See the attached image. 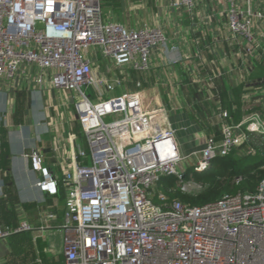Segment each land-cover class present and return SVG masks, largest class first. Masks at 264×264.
Listing matches in <instances>:
<instances>
[{
    "label": "built area",
    "instance_id": "obj_1",
    "mask_svg": "<svg viewBox=\"0 0 264 264\" xmlns=\"http://www.w3.org/2000/svg\"><path fill=\"white\" fill-rule=\"evenodd\" d=\"M194 1L176 4L191 8ZM224 2L230 36L257 46L251 26L264 19V0ZM166 42L159 29L104 20L102 0H0V80H13L22 66L36 67L52 88L77 98L73 108L86 147L78 148L70 170L58 179L42 167L39 153L26 156L40 175L38 190L55 196L62 188L63 264H264V181L203 206L156 191L170 177L185 193L201 191L186 177L190 167L209 170L246 140L245 132L264 133V118L225 126L220 140L208 138L200 152L182 157L173 131L158 125L161 110L144 111L136 95L107 97L111 87L94 76L96 54L116 70L141 72ZM83 88L93 90L96 102ZM53 221L49 213V229ZM28 231L27 222L0 226V241Z\"/></svg>",
    "mask_w": 264,
    "mask_h": 264
},
{
    "label": "crops",
    "instance_id": "obj_2",
    "mask_svg": "<svg viewBox=\"0 0 264 264\" xmlns=\"http://www.w3.org/2000/svg\"><path fill=\"white\" fill-rule=\"evenodd\" d=\"M176 2L102 0L104 20L131 30L159 29L167 42L153 50L149 69L141 72L116 70L96 54L94 76L111 87L107 97L136 95L144 111L161 110L158 125L169 127L178 153L190 157L208 138L220 140L225 126L237 128L257 114L264 118V76L250 78L257 66L264 69V19L252 20L259 41L249 48L230 36L224 0H195L191 8ZM89 91L87 96L96 102ZM76 99L52 88L47 74L36 67L22 66L13 80H0V226L17 228L27 222L33 231L17 234L31 235L33 245L36 239L43 245L34 246L31 259L22 264H63L57 231L64 214L63 191L58 197L60 185L55 196L38 190L40 175L26 156L39 153L42 167L58 179L70 170L78 148L86 147L74 113ZM49 213L55 215L50 229ZM17 234L1 240L0 246ZM8 254L3 259L0 250V264L19 258L11 246Z\"/></svg>",
    "mask_w": 264,
    "mask_h": 264
},
{
    "label": "trees",
    "instance_id": "obj_3",
    "mask_svg": "<svg viewBox=\"0 0 264 264\" xmlns=\"http://www.w3.org/2000/svg\"><path fill=\"white\" fill-rule=\"evenodd\" d=\"M262 76H264V69L260 66H257L251 73L250 78L253 80L256 77ZM241 89V87L237 88L235 90V94H240ZM236 105L239 108V99L236 100ZM245 135L248 144L251 140H253L255 144L258 143L259 141L254 140L255 137H260L264 140V133L259 134L245 132ZM262 143V148L256 151L255 154L257 157H254V161L252 163L249 162L250 159L248 161L245 160V156L238 155V158L234 157V154L236 153L233 151L226 157L216 158L213 161L211 168L207 171H194L191 173L188 170L186 175L187 179L191 178L194 182L200 183L203 186L202 192L197 197H192L191 195H182L178 192H169L168 189L176 183V178L174 177L162 179L157 185V190H163L169 196V199L175 198L184 204H190L194 206H203L205 204L215 202L223 196L231 195L237 191L252 192L256 189L257 185L261 181H264V155L262 156L261 154V151H264V142ZM235 178H241V180L234 183L233 180ZM58 193V197H61V188ZM24 235L27 234H17V236H12V239L18 238L20 236L24 237ZM29 236L27 235V237ZM25 247L26 246H23V244L22 246H18L16 243H13L11 246L15 255L19 258H22V256L26 253Z\"/></svg>",
    "mask_w": 264,
    "mask_h": 264
},
{
    "label": "rangeland",
    "instance_id": "obj_4",
    "mask_svg": "<svg viewBox=\"0 0 264 264\" xmlns=\"http://www.w3.org/2000/svg\"><path fill=\"white\" fill-rule=\"evenodd\" d=\"M83 90L85 91V93L87 95H89L90 92H91L89 90H92V89H90V88H83ZM108 97H111V95L108 96ZM253 133H255V132H253ZM254 140H257L259 142L256 143V144L253 142V140L249 141V144L247 143V140L245 142L246 144L243 142L236 150H234L235 153H236V154H234V157H237L238 158V155L239 156L240 155L241 156H245V160L248 161L250 159L249 162L252 163L254 161V157H257V155L255 154L256 151H258V150H260V148H262V145H263L262 142H264L263 138H260V137H255ZM263 152L261 151L262 156L264 155ZM189 171L191 173L194 172V167L191 166L190 169H189ZM236 180H237V178H235L233 180V182L236 183ZM230 184H231V182H230ZM168 190H169V192H172V193L178 192V193H181L182 195H188V196L191 195L192 197H197L202 192V190H201V191H198L196 193H185V192H183L181 190V187H179V184H177V182L175 184H173ZM156 191L157 192H162L163 194H165L167 196V199L168 200H171V199H169V196L163 190L160 189V190H156ZM237 193H239V192L237 191L236 193H232L231 195L237 194ZM153 202L154 203H159V201L156 198V195L153 198ZM2 223H4V221ZM29 237H27V235H24V237L23 236H20V237L15 238V239H10V243H8L9 241L3 242L1 244V246H0V248H1L0 250L2 251L3 257H4L3 259L8 260V256H9L8 249H9V246H12L13 243H16L18 246H22V244H23V246H26L25 247L26 248V253L22 256L23 261L18 258L16 260H14V264H22V263H24V261H26L28 259H31V255H33L32 249L34 250V246H36L39 249H42L43 248L42 247L43 245H42V242H40L39 239H36V243H35V245H33V241L34 240L31 238V235ZM57 257L59 258L60 256L56 255V258Z\"/></svg>",
    "mask_w": 264,
    "mask_h": 264
}]
</instances>
